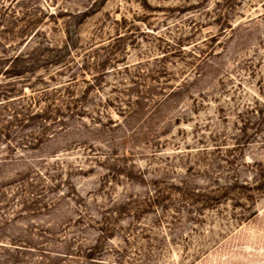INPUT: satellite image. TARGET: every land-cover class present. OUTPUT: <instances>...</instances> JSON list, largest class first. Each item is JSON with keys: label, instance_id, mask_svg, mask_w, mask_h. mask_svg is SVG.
<instances>
[{"label": "rangeland", "instance_id": "374dc122", "mask_svg": "<svg viewBox=\"0 0 264 264\" xmlns=\"http://www.w3.org/2000/svg\"><path fill=\"white\" fill-rule=\"evenodd\" d=\"M0 264H264V0H0Z\"/></svg>", "mask_w": 264, "mask_h": 264}]
</instances>
